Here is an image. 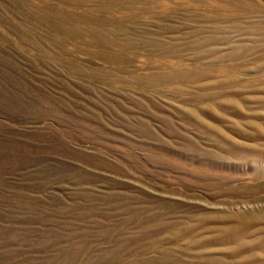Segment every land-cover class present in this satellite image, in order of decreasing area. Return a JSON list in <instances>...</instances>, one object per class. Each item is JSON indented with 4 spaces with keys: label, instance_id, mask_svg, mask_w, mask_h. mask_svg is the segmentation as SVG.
<instances>
[{
    "label": "rangeland",
    "instance_id": "374dc122",
    "mask_svg": "<svg viewBox=\"0 0 264 264\" xmlns=\"http://www.w3.org/2000/svg\"><path fill=\"white\" fill-rule=\"evenodd\" d=\"M0 264H264V0H0Z\"/></svg>",
    "mask_w": 264,
    "mask_h": 264
},
{
    "label": "bare ground",
    "instance_id": "6f19581e",
    "mask_svg": "<svg viewBox=\"0 0 264 264\" xmlns=\"http://www.w3.org/2000/svg\"><path fill=\"white\" fill-rule=\"evenodd\" d=\"M232 104V103H231ZM195 219V218H194ZM200 219V218H199ZM185 223V222H184ZM195 226V225H194ZM192 227V226H191ZM216 229V228H215ZM222 229V228H221ZM215 231V230H214ZM229 232H231V231H229ZM216 235V234H215ZM215 235H214V237H215ZM221 235V234H220ZM218 236H219V234H218ZM213 237V236H212ZM212 239V238H211ZM203 243V242H202Z\"/></svg>",
    "mask_w": 264,
    "mask_h": 264
}]
</instances>
